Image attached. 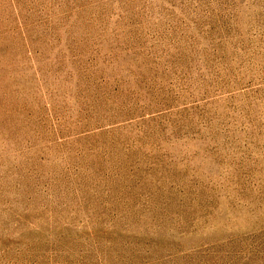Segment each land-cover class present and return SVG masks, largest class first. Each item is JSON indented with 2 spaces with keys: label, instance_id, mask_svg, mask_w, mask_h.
<instances>
[{
  "label": "rangeland",
  "instance_id": "rangeland-1",
  "mask_svg": "<svg viewBox=\"0 0 264 264\" xmlns=\"http://www.w3.org/2000/svg\"><path fill=\"white\" fill-rule=\"evenodd\" d=\"M0 264H264V0H0Z\"/></svg>",
  "mask_w": 264,
  "mask_h": 264
}]
</instances>
